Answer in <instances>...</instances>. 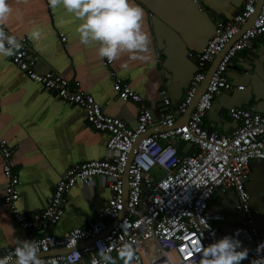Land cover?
Segmentation results:
<instances>
[{
    "label": "crops",
    "instance_id": "1",
    "mask_svg": "<svg viewBox=\"0 0 264 264\" xmlns=\"http://www.w3.org/2000/svg\"><path fill=\"white\" fill-rule=\"evenodd\" d=\"M8 2L13 13L4 26L12 34L25 37L34 26L42 29L38 41L30 40L31 53L37 58V71L54 70L80 81L106 114L122 118L135 127L137 105L118 94L112 72L144 96L155 114L171 110L184 99L196 72L195 58L190 53L201 52L216 24L240 12L245 0H134L145 10L142 23L150 35L149 51L143 54L146 59L136 60L121 53L111 67L106 58L98 55V45L80 42L76 32L80 21L62 6L53 10L48 0ZM228 76L234 88L215 97L204 121L207 129L226 134L239 124L229 114L231 107L254 108L264 114V39L237 53ZM239 85L244 88L238 89ZM161 88L168 92L169 107L162 105ZM108 139V132L93 130L88 125L81 108L29 78L9 57H0V140L14 152L20 178L18 205L23 212L31 215L46 209L57 181L72 165L107 157ZM179 149L182 154H188L193 146L183 143ZM3 164L0 155V255L21 240H33L46 233L21 228L10 213L4 202L7 177ZM107 180L95 176L87 184L78 182L71 187L64 214L48 231L63 236L73 228L89 225L113 195ZM246 187L255 212V224L264 242V162H251ZM237 202L235 188H228L225 192L215 191L209 204L213 211L224 216L215 222L217 238L239 230L242 247L249 249L241 264H251L248 229L237 211ZM147 250L153 254L152 246ZM50 254L60 253L53 249ZM116 258L117 264H123Z\"/></svg>",
    "mask_w": 264,
    "mask_h": 264
},
{
    "label": "built area",
    "instance_id": "2",
    "mask_svg": "<svg viewBox=\"0 0 264 264\" xmlns=\"http://www.w3.org/2000/svg\"><path fill=\"white\" fill-rule=\"evenodd\" d=\"M258 1L245 0L240 12L230 20L216 24L213 35L201 52L190 53L195 58L196 72L184 99L171 110L155 114L144 96L112 72L118 94L137 105L135 127L122 118L106 114L96 98L82 88L80 81L54 70L45 73L37 71V58L31 53V41L27 36L22 37L23 47L9 57L13 64L60 99L81 108L93 130L109 133L107 157L69 167L57 181L47 208L31 215L23 212L18 205L20 178L14 152L0 140V155L7 177L4 202L21 228L46 232L33 239L45 264H93V260L99 264L96 253L100 246L116 258L125 242L132 243L135 249L129 264H193L200 256L195 246H207L218 239L215 222L223 220L224 216L219 211H213L209 202L215 191L225 192L228 188H235L237 192L236 208L248 229L251 259L256 258V248L263 241L255 224V212L246 182L251 162H264V114L254 108L231 107L229 114L239 124L227 134L207 129L204 121L215 97L224 90L234 88L228 76L233 58L239 51L253 46L258 39H264V0L253 24L218 63L187 122L177 124L205 80L210 64L252 17ZM5 30L9 31L6 27ZM62 38L66 39L64 35ZM107 62L111 67L113 61ZM237 88L243 89L244 86ZM159 96L163 106L171 105L166 88L160 89ZM158 127L167 129L152 131L134 146L141 135ZM180 141L192 144L193 151L182 154L178 145ZM132 149L134 154L128 167L129 189L124 202V174ZM95 176L108 179L113 192L104 208L87 226L73 228L63 236L50 233L48 230L64 214L68 190L78 182L87 184ZM185 189L187 195H183ZM123 210L124 216L104 233ZM91 239L93 242L80 246ZM17 245L2 255H11ZM149 246H152V255L148 253ZM59 248L69 251L50 254L53 249ZM260 255H264L263 250ZM13 261L15 257L9 264Z\"/></svg>",
    "mask_w": 264,
    "mask_h": 264
},
{
    "label": "clouds",
    "instance_id": "3",
    "mask_svg": "<svg viewBox=\"0 0 264 264\" xmlns=\"http://www.w3.org/2000/svg\"><path fill=\"white\" fill-rule=\"evenodd\" d=\"M48 5L53 10L60 5L79 20L76 32L80 42L98 45V55L109 62L121 53H127L130 60L146 59L143 54L149 51L150 35L143 28L145 10L134 0H48ZM12 13L8 0H0V57L4 58L13 56L23 47V38L6 31L4 27ZM26 35L29 40L38 41L42 29L34 26ZM183 195H187V189ZM238 235L239 230H236L233 235H224L207 246H195L200 256L193 264H241L247 258L249 249L242 247ZM262 250L264 242L258 244L257 256L251 264H264V255H260ZM96 254L99 264H117V258L104 246H100ZM134 255L135 249L129 242L123 243L117 252L123 264H129ZM13 257L15 264H45L33 240H21L11 255H0V264H9ZM93 264L97 261L93 260Z\"/></svg>",
    "mask_w": 264,
    "mask_h": 264
},
{
    "label": "water",
    "instance_id": "4",
    "mask_svg": "<svg viewBox=\"0 0 264 264\" xmlns=\"http://www.w3.org/2000/svg\"><path fill=\"white\" fill-rule=\"evenodd\" d=\"M262 0H259L258 1V4H257V8H256V11L255 13L252 15V17L240 28V31L230 40V42L227 43V45L225 46V48L216 56V58L214 59V61L212 62L207 74H206V78L205 80L201 83L200 87L198 88L191 104L188 106L187 108V111L185 112V114L182 116V118L179 120L178 124H182V123H185L187 122L188 118H189V115L191 113V111L193 110V108L195 107L198 99L200 98V96L203 94V92L205 91L207 85H208V82L211 78V76L213 75L218 63L220 62V60L222 59V57L224 56V54L227 52V50L231 47V45L242 35V33L245 32V30H247L254 22L255 18L257 17V14H258V11H259V6H260V3H261ZM167 128L165 127H160V128H157L156 130H150L148 133L146 134H143L140 136V138L135 142L134 146H136L140 140L144 137H146L148 134H150L152 131H164L166 130ZM183 144V141H180L179 142V146H181ZM133 154H134V150L132 149V151L130 152V155H129V158H128V161H127V170L124 174V202H126L127 200V195H128V189H129V186H128V167H129V164L131 162V159L133 157ZM125 214V210H123L121 212V215L119 216L118 219H116L108 228L107 231H105L104 233L108 232L109 230H111L116 224L117 222L124 216ZM93 242V240H87L83 243H85L84 245H86L87 243H91ZM82 243V244H83ZM81 245V244H80ZM59 253H67L69 251V249H65V248H59L58 249ZM10 264H15V261L11 262Z\"/></svg>",
    "mask_w": 264,
    "mask_h": 264
}]
</instances>
